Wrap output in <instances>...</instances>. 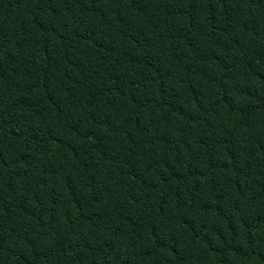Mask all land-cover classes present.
Here are the masks:
<instances>
[{
	"label": "trees",
	"instance_id": "1",
	"mask_svg": "<svg viewBox=\"0 0 264 264\" xmlns=\"http://www.w3.org/2000/svg\"><path fill=\"white\" fill-rule=\"evenodd\" d=\"M0 264H264V0H0Z\"/></svg>",
	"mask_w": 264,
	"mask_h": 264
}]
</instances>
